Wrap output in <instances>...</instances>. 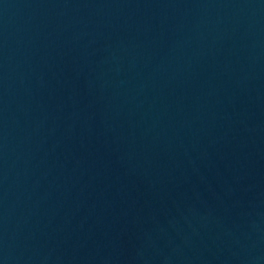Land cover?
I'll return each mask as SVG.
<instances>
[{"label": "water", "instance_id": "1", "mask_svg": "<svg viewBox=\"0 0 264 264\" xmlns=\"http://www.w3.org/2000/svg\"><path fill=\"white\" fill-rule=\"evenodd\" d=\"M0 264H264V0H0Z\"/></svg>", "mask_w": 264, "mask_h": 264}]
</instances>
